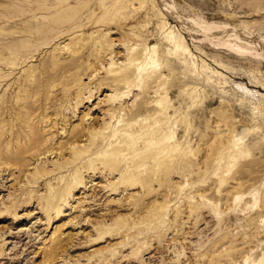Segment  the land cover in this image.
Masks as SVG:
<instances>
[{
	"label": "rangeland",
	"instance_id": "1",
	"mask_svg": "<svg viewBox=\"0 0 264 264\" xmlns=\"http://www.w3.org/2000/svg\"><path fill=\"white\" fill-rule=\"evenodd\" d=\"M19 1L0 264H264V0Z\"/></svg>",
	"mask_w": 264,
	"mask_h": 264
},
{
	"label": "bare ground",
	"instance_id": "2",
	"mask_svg": "<svg viewBox=\"0 0 264 264\" xmlns=\"http://www.w3.org/2000/svg\"><path fill=\"white\" fill-rule=\"evenodd\" d=\"M28 1L27 0H20L19 1V3H18V5L17 6H19L17 9L19 10L18 11V14H17V17L16 18H18V17H20V18H22V19H26V17L28 16V15H30L31 16V12L33 11L32 10V7H30V6H28ZM17 13V12H16ZM30 13V14H29ZM35 21L34 22H30L29 23V27L32 25V26H34L35 25ZM44 28H46L47 26H43ZM26 32H28V33H31L32 34V32L33 31H31L30 29L29 30H25ZM34 33L35 32H33V34H32V36L34 35ZM232 33V32H231ZM217 34V33H216ZM233 35H235V37L238 39V40H241V41H246V42H248L249 44H251V45H253V43L251 42V41H249L248 40V38H244V37H242L241 35H238L237 33L235 34V32H233L232 33ZM215 35V34H214ZM230 33H229V35L228 34H223V35H217V36H219V39L220 40H222L223 39V41H226V40H228V39H230L231 37H230ZM233 35H231V36H233ZM230 37V38H229ZM237 40V41H238ZM31 41H33L32 43H34V40H32V38L29 40V42H27V43H24V45H21L20 44V46H18L17 44V46L19 47V50H18V48H17V51L19 52V51H21V50H23L24 48H26V50H27V48H29L30 46V43H31ZM31 43V44H32ZM177 43V42H176ZM179 45H181V46H179ZM179 45H176L177 46V48L179 49V50H181L182 49V43L181 44H179ZM33 46V45H32ZM33 49V48H32ZM35 50V49H34ZM17 133V132H16ZM25 134V133H24ZM15 135V134H14ZM30 135H31V133H30ZM18 135H16V137H17ZM15 137V136H14ZM24 137V136H23ZM17 138H19V137H17ZM16 140V139H15Z\"/></svg>",
	"mask_w": 264,
	"mask_h": 264
}]
</instances>
